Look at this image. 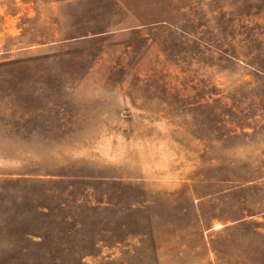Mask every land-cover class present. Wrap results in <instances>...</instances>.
Wrapping results in <instances>:
<instances>
[{
  "label": "rangeland",
  "instance_id": "obj_1",
  "mask_svg": "<svg viewBox=\"0 0 264 264\" xmlns=\"http://www.w3.org/2000/svg\"><path fill=\"white\" fill-rule=\"evenodd\" d=\"M26 13L0 25V264H264V0Z\"/></svg>",
  "mask_w": 264,
  "mask_h": 264
},
{
  "label": "crops",
  "instance_id": "obj_2",
  "mask_svg": "<svg viewBox=\"0 0 264 264\" xmlns=\"http://www.w3.org/2000/svg\"><path fill=\"white\" fill-rule=\"evenodd\" d=\"M9 2H12L13 6ZM15 5H17V9H15ZM26 11L27 0H0V18H5L2 22L0 21V25L4 27V30L14 29L17 26L16 18L25 17ZM0 31L2 30L0 29Z\"/></svg>",
  "mask_w": 264,
  "mask_h": 264
},
{
  "label": "trees",
  "instance_id": "obj_3",
  "mask_svg": "<svg viewBox=\"0 0 264 264\" xmlns=\"http://www.w3.org/2000/svg\"><path fill=\"white\" fill-rule=\"evenodd\" d=\"M3 180H7V179H2L1 178V182H0V190H6L9 186H8V183H2V181ZM5 195H3V196H0V221L1 222H7L8 223V220H7V218H6V213H7V207H6V205H5V202H6V200H5V197H4ZM4 216H5V218H6V220L4 219ZM3 225V227H5V225H4V223H2ZM5 234L2 232V228H0V239H2L3 237H5L4 236Z\"/></svg>",
  "mask_w": 264,
  "mask_h": 264
}]
</instances>
